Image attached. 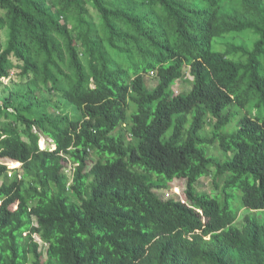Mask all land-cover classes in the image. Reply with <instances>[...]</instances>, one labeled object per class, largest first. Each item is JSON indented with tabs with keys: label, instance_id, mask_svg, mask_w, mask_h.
Listing matches in <instances>:
<instances>
[{
	"label": "trees",
	"instance_id": "trees-1",
	"mask_svg": "<svg viewBox=\"0 0 264 264\" xmlns=\"http://www.w3.org/2000/svg\"><path fill=\"white\" fill-rule=\"evenodd\" d=\"M6 80L0 264H264V0H0Z\"/></svg>",
	"mask_w": 264,
	"mask_h": 264
},
{
	"label": "rangeland",
	"instance_id": "rangeland-1",
	"mask_svg": "<svg viewBox=\"0 0 264 264\" xmlns=\"http://www.w3.org/2000/svg\"><path fill=\"white\" fill-rule=\"evenodd\" d=\"M4 39L5 40L7 39L6 36L4 37ZM220 40L221 39H217L214 42V49L215 50H218V44L217 43L220 42ZM224 49H225L224 46H220V50L223 51ZM189 80H192V77L188 73V75L186 76V79L178 81L173 86V93H174L173 95L176 96L179 94H187L192 87L191 82H188ZM9 83H11V82L9 80H6V81H4L5 85H0V104H2L3 101L6 99V97H8V96H10L11 102L14 104L18 103L22 99L20 95L23 92L26 85L22 84V83H16V84L11 86L12 90L9 93V91H7L5 89V86L11 85ZM157 83L158 82H157V80H155V78H152V77L149 78V87L150 88H154L157 85ZM204 132L206 134H210L211 133V127H208ZM172 133H173V129H171L170 131L167 132L166 137L168 138ZM39 147L41 149H46L49 147L52 149L55 148L54 145L52 144L51 140H49L48 138H46L44 136H42L39 140ZM201 148L209 156L211 155V156H215V157H219V158H226L225 157L226 155L221 151V149L217 145H215V147L208 146V145H201ZM19 167L20 166H11V169L12 170L17 169V168L19 169ZM72 167L73 166L71 165V163H68L67 173L70 176H72V173H73ZM9 176L14 177L15 176L14 172H11V174ZM2 180L3 179L1 178L0 182ZM197 185H198L197 189L199 191H202V192L205 191L207 193H210V192H213V190L215 189L212 176L203 177ZM186 187H187V181L186 180L176 179L169 184L167 189H164L162 191H158V194L165 199H169L172 197L180 198L181 196H183V198H184L185 197L184 192L186 190ZM241 215H242L241 218L238 220V225H242V223L244 222V216L246 215V213H243L241 211ZM36 240H38L41 243V245L43 246V243L41 242V240L38 236L36 237ZM43 250L45 251V249H43ZM43 260H46V256H44ZM29 264H31V263H29Z\"/></svg>",
	"mask_w": 264,
	"mask_h": 264
},
{
	"label": "clouds",
	"instance_id": "clouds-1",
	"mask_svg": "<svg viewBox=\"0 0 264 264\" xmlns=\"http://www.w3.org/2000/svg\"><path fill=\"white\" fill-rule=\"evenodd\" d=\"M55 147V146H54ZM180 200H184L183 196L180 197Z\"/></svg>",
	"mask_w": 264,
	"mask_h": 264
},
{
	"label": "bare ground",
	"instance_id": "bare-ground-1",
	"mask_svg": "<svg viewBox=\"0 0 264 264\" xmlns=\"http://www.w3.org/2000/svg\"><path fill=\"white\" fill-rule=\"evenodd\" d=\"M17 166H19V165H17Z\"/></svg>",
	"mask_w": 264,
	"mask_h": 264
},
{
	"label": "water",
	"instance_id": "water-1",
	"mask_svg": "<svg viewBox=\"0 0 264 264\" xmlns=\"http://www.w3.org/2000/svg\"><path fill=\"white\" fill-rule=\"evenodd\" d=\"M55 148H56V147H55ZM55 148H54V149H55Z\"/></svg>",
	"mask_w": 264,
	"mask_h": 264
}]
</instances>
